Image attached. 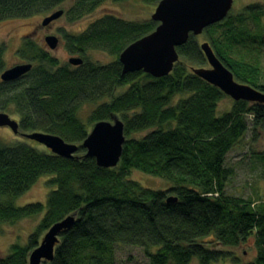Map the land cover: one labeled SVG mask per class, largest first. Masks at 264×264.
I'll return each mask as SVG.
<instances>
[{"label":"trees","instance_id":"trees-1","mask_svg":"<svg viewBox=\"0 0 264 264\" xmlns=\"http://www.w3.org/2000/svg\"><path fill=\"white\" fill-rule=\"evenodd\" d=\"M68 1L0 0V23L52 14ZM106 1L74 0L60 10L76 23ZM263 19L261 6H248L239 16L230 12L202 35L236 81L264 93L257 57L264 47ZM249 20L257 31L248 28ZM157 26L152 20L127 21L107 13L78 35L64 33L66 50L83 60L80 66L62 65L31 38L24 39L19 55L33 68L16 81L0 79V112L17 117L21 133L59 136L79 151L66 159L40 151L31 140L12 145L0 141V226L43 215L27 244H12L0 264H29L43 235L69 216H75V223L61 234L53 261L45 264H117V250L124 246L142 248L149 264H220L227 259L264 264V206L256 208L253 201L228 194L234 170L226 166L228 154L250 130L253 141L264 132V104L234 101L231 111L218 114L226 95L193 73L209 66L199 36L191 35L177 48L180 59L170 75L124 74L120 54ZM91 50L116 59L95 63L87 57ZM5 52L3 44L0 76L6 69ZM98 102L103 103L85 123L80 111ZM113 116L123 121L126 142L119 165L101 168L82 146L94 124ZM257 158L264 164V152ZM132 170L172 187L145 188L129 179ZM47 175L53 190L46 204L17 207L15 200ZM171 196L177 202H168ZM251 240L256 248L252 262L217 249L239 248Z\"/></svg>","mask_w":264,"mask_h":264},{"label":"water","instance_id":"water-1","mask_svg":"<svg viewBox=\"0 0 264 264\" xmlns=\"http://www.w3.org/2000/svg\"><path fill=\"white\" fill-rule=\"evenodd\" d=\"M233 3L234 0H161L152 15V21L158 23L155 31L132 43L120 54L123 73L144 72L154 78L170 75L180 59L177 48L184 46L191 35L198 37L209 27L224 21ZM63 14V10L54 12L44 19L42 25L48 27L62 18ZM45 42L52 51L59 47V39L55 36L47 37ZM200 47L209 68H195V75L219 88L235 102L264 104V93L236 81L234 74L219 60L209 42L202 43ZM69 64L80 66L83 60L72 57ZM32 68V64L14 66L5 70L0 79L3 82L16 81ZM0 128H9L14 134L34 141L62 158L72 159L79 151L77 145L67 143L59 136L42 132L21 133L19 123L4 112H0ZM125 142V125L118 116H113L111 121L94 124L82 147L86 150V156L94 158L99 167L111 169L119 165ZM168 202H177V198L171 196ZM75 220V216H69L46 232L40 245L31 253L29 264L52 262L61 234L72 228Z\"/></svg>","mask_w":264,"mask_h":264},{"label":"rangeland","instance_id":"rangeland-1","mask_svg":"<svg viewBox=\"0 0 264 264\" xmlns=\"http://www.w3.org/2000/svg\"><path fill=\"white\" fill-rule=\"evenodd\" d=\"M74 0L66 2L59 7L60 9H68L74 5ZM159 2L153 0H126L115 2L108 0L103 3L100 8L92 16L70 23L66 17H62L55 21L52 26L44 27L42 25L44 19L51 14L35 16L27 19H14L0 23V46L6 45L5 65L6 69L14 66L27 64L19 55V51L23 46L25 38H31L37 45L45 51H48L54 58L64 65L69 63L72 56L66 50L64 44V33L78 35L84 32L89 25L101 18L107 13H112L127 21H150ZM258 5L264 9V0H234L231 13L233 16H239L248 6ZM53 14V13H52ZM262 29L264 34V19L262 21ZM248 28L251 31H257L259 28L253 20L248 21ZM49 36H55L63 40L59 47L52 51L48 48L45 39ZM200 44L207 42L204 35L199 36ZM258 62L264 72V47L259 52ZM89 60L107 65L115 61V57L102 51L91 50L88 52ZM256 57V54H254ZM257 60V58H256ZM196 68H209L196 67ZM125 89H120L118 93ZM108 101V99L103 102ZM103 102L97 104L86 105L79 113L80 118L87 123L92 112ZM234 100L226 96L219 103L218 114L223 115L231 111ZM12 119L18 120L17 117L10 115ZM147 132L137 135L141 137ZM136 137V136H135ZM0 141L5 144H16L18 142H27L20 134L16 135L9 128H0ZM40 151H46L47 148L39 147ZM264 152V132L260 134L257 141L252 140V131L250 130L238 145L228 154L226 166L234 170V176L230 179L227 187L229 195L240 197L246 200H251L256 203V208L261 204L264 206V164L257 158V154ZM52 176L47 175L41 177L36 184L23 196L15 200L17 207H23L28 204L42 203L46 204L48 194L53 190L48 183ZM129 179L140 183L143 187L155 191H167L172 187V184L166 180L153 177L142 172L132 170ZM43 215L31 219L20 221L14 225L0 226V257L6 256L10 252L12 244L18 243L23 246L27 244L29 236L34 233ZM210 239H208L209 241ZM213 242V241H212ZM214 245V244H213ZM215 247V246H214ZM225 252H232L233 255L241 259L243 263L252 262L256 258V248L254 240H251L246 245L239 248H224L217 247ZM117 264H149L148 257L142 248L137 247H120L117 250ZM192 264H199L194 260ZM215 264V263H214ZM220 264H233L231 259L220 262Z\"/></svg>","mask_w":264,"mask_h":264},{"label":"flooded vegetation","instance_id":"flooded-vegetation-1","mask_svg":"<svg viewBox=\"0 0 264 264\" xmlns=\"http://www.w3.org/2000/svg\"><path fill=\"white\" fill-rule=\"evenodd\" d=\"M53 24V23H52ZM52 24L51 25H49V26H52ZM58 38V37H57ZM59 39V45L63 42V40L62 39H60V38H58ZM72 57H74V56H72Z\"/></svg>","mask_w":264,"mask_h":264}]
</instances>
